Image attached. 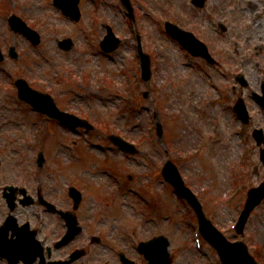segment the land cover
Wrapping results in <instances>:
<instances>
[{"label": "rangeland", "instance_id": "obj_1", "mask_svg": "<svg viewBox=\"0 0 264 264\" xmlns=\"http://www.w3.org/2000/svg\"><path fill=\"white\" fill-rule=\"evenodd\" d=\"M18 1L19 5L17 0H0V8L4 9L3 14L9 13L12 9L19 11L22 5L21 0ZM168 1L138 0V26L140 33L143 34L144 49L152 54L153 76L149 84L137 85L136 97L138 89L147 90L150 95L145 99L139 96L135 101L136 108L130 111L131 102L122 101V96L128 88L127 76L116 77L120 73L119 70L124 67L119 63L121 56L115 54L114 62L99 54L96 57L92 56L90 61L85 60L86 56L84 58L82 55L77 56L79 52L84 51V41L90 32L89 21L93 16L97 18V25L103 20L115 24L117 31L122 35L132 30L133 23L127 18L121 1L98 0V5H95L85 0L82 2L84 18L80 25H74L60 16L51 0H22L25 7L24 15L28 20L34 19L33 23L44 29L45 37L40 49L31 47L21 40L20 36L18 37L20 51L28 49L25 54L27 57L20 64L28 66L27 73L31 78L40 77L38 79H45L48 82L50 78L54 85L57 84V80L53 74L59 70H67L66 61L73 63L70 67L77 70V77L87 68L85 87L68 105L80 112L91 114L98 128L94 132L82 131L78 134L50 124L45 143H36V131L39 122L41 124L42 121L33 123L32 120L38 119V116L27 106L16 104L13 101V94L4 91V85L9 81V72L15 73L18 66L12 60L0 64L2 66L0 144L3 145L0 177L3 181L12 178L10 172H7L8 175L5 173L4 168L11 167L14 159L22 162L18 166L20 173H26L27 165L24 163H31L34 188L42 185L44 190L50 191V196L60 194L64 200L66 199L65 204L69 184L82 189L85 194L84 205L89 208L93 206V216L97 215L99 229H106L119 223L122 227L130 229L135 224L146 223L144 220L148 217L157 216L146 223L143 235L150 236L154 233L168 235L172 241L171 251L175 256L173 264H199L210 260L213 264H220L217 252L205 240L202 250L196 247L193 235L197 227L196 215L185 201L175 195L170 185L159 180L160 164L166 158V147L182 166L184 175L198 192L207 214L214 223L225 230L236 219L239 214V203L243 206L248 188L256 185L264 177L259 147L251 135L255 126H264V112L250 97L251 90L259 88L260 79L264 76V15L255 24L254 6L249 5L247 0H209L204 10L194 8L191 0H172L173 3ZM241 6L245 7V10L241 9ZM224 13L230 17V33L225 40L227 51L260 50V54L254 58V64L251 63V68L246 69L250 80L249 87L239 86L253 112V120L245 129L232 109L233 102L241 92L238 91L232 96L230 88L235 82L231 75L237 72L238 67L228 68L229 75H225L218 68L206 66L199 60H194L193 65L182 63L183 60L187 61L188 57L165 32L163 25L164 19L170 17L195 30L211 42L212 49L220 57V53L224 51L222 49L224 38L217 30L219 31V19ZM101 30L100 27V32ZM66 34H72L76 39L78 51L74 49L72 52L63 53L59 50L57 39ZM93 39H96L95 36ZM133 47L132 44L121 49L126 60L125 69L130 77V70H137L138 61ZM44 55L50 58V63L43 58ZM29 57L36 61L31 62ZM80 59L84 63L77 65ZM101 72L114 75L107 76ZM225 87L228 92L225 91ZM221 92L225 95L222 96ZM55 93L61 99L60 92ZM61 103L67 106L65 101ZM155 108L157 112L160 108L161 114L164 115L159 119L164 125L163 143L157 133L148 140L158 142L157 146L151 144L146 150L153 156L154 161L158 162V175L153 178V182H144L146 179L142 170L148 171L144 167V160L148 159V155L129 161L113 150L98 149L99 146L91 143L108 145L106 135L113 129L131 134L132 137H139L147 127L152 125L155 127ZM128 111L131 120L127 122L125 112ZM138 123L140 125L136 128ZM78 142L85 147L80 148ZM197 148L201 150L196 155L194 152ZM41 150L46 160L39 169L36 158ZM241 150L247 151V158L242 162L238 158ZM81 151L84 159L80 160ZM102 152L110 156L108 164L119 165L117 168L121 176L126 169L134 175L132 185L138 181L141 183L142 190L153 200V207L150 208L139 200L136 203L141 210L146 209L147 214L141 213L140 209L136 211L130 208L126 203L132 199L125 197L124 188H119L116 180L103 170V164L108 161H102L104 159ZM256 164L260 167V176L253 174ZM85 211L87 215L88 212L92 213L88 208ZM2 213L0 212V217ZM235 234V231L227 233L231 239ZM245 238L252 249L259 246L257 252L264 263V203L253 213ZM108 239L113 241L110 237ZM89 264H111V257L100 246L96 259L90 260Z\"/></svg>", "mask_w": 264, "mask_h": 264}, {"label": "water", "instance_id": "obj_2", "mask_svg": "<svg viewBox=\"0 0 264 264\" xmlns=\"http://www.w3.org/2000/svg\"><path fill=\"white\" fill-rule=\"evenodd\" d=\"M146 71H147V75H148V72H149L148 64H147ZM45 110L48 111L49 113H51L52 115H58L57 113H54L53 112L54 109H53L52 102H50V106H48L47 108H45ZM172 170H174V168L172 166V163L169 162L168 165H167V168L165 169V172L168 173L167 174V177H168V179L172 180L180 190H182L183 187H182V184H181V180H180V178L178 176L176 178V177L173 176V174H171V171ZM253 191L254 192H257L258 194L257 195L256 194L254 195V192H252V197H253V195H254V197H253V199L251 197L252 202H249L248 208L246 210L245 217L243 219V223L245 221V218H246L249 210L261 199V197L264 196V189L263 190H253ZM251 199H250V201H251ZM159 241L160 240L158 239V242ZM232 246L234 247L235 252L241 257V260L239 259L238 262H242L243 264H249L248 262H250L252 264V260L248 256V254L246 253V248L244 246H242L239 243L232 244ZM232 246L229 243H225V242L222 241V246L220 245L219 248H220L222 254L224 255V257L228 253V250L232 248ZM164 248H165V246L163 244H160L158 246V256L159 257L162 256V254H164ZM159 253H160V255H159ZM158 262L161 263V260L158 261Z\"/></svg>", "mask_w": 264, "mask_h": 264}, {"label": "flooded vegetation", "instance_id": "obj_3", "mask_svg": "<svg viewBox=\"0 0 264 264\" xmlns=\"http://www.w3.org/2000/svg\"><path fill=\"white\" fill-rule=\"evenodd\" d=\"M45 235H46L47 238H49L50 237V232L46 230L45 231ZM65 257H66V255L65 254H62V256L59 257V258H65Z\"/></svg>", "mask_w": 264, "mask_h": 264}]
</instances>
